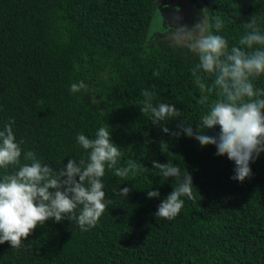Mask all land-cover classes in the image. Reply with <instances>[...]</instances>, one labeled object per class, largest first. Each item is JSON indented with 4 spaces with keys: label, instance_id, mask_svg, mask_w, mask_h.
<instances>
[{
    "label": "trees",
    "instance_id": "16d2710c",
    "mask_svg": "<svg viewBox=\"0 0 264 264\" xmlns=\"http://www.w3.org/2000/svg\"><path fill=\"white\" fill-rule=\"evenodd\" d=\"M200 1L209 26L216 16L223 20L218 33L211 30L229 47L239 46L251 18L264 32V0ZM157 2L0 0V130L15 121L21 163L27 151L54 170L72 158L87 160L77 135L95 138L107 126L122 154L117 167L128 160L140 165L127 178L106 169L103 190L112 203L94 227L81 230L71 214L49 219L20 248L0 244V264H264V153L251 164L250 179L234 181V162L218 157L215 146L201 147L186 135L176 139L140 112L144 89L155 93L154 104L181 110L163 122L173 131L181 121L195 129L207 111L190 72L198 58L172 39L150 37ZM212 79L206 77L209 84ZM80 81L88 90L72 93ZM253 82L264 88V76ZM218 98L217 91L209 94L210 102ZM218 133L219 126L207 132ZM161 140L168 144L163 152ZM153 160H171L193 178L192 198L182 197L184 206L171 220L154 213L179 181L162 183ZM16 170L0 169V178ZM124 187L128 197L120 194ZM149 190L159 198H148Z\"/></svg>",
    "mask_w": 264,
    "mask_h": 264
},
{
    "label": "clouds",
    "instance_id": "9594fccd",
    "mask_svg": "<svg viewBox=\"0 0 264 264\" xmlns=\"http://www.w3.org/2000/svg\"><path fill=\"white\" fill-rule=\"evenodd\" d=\"M238 16L239 13L233 12ZM211 26L200 20L189 27L175 23L170 27L177 44L186 46L198 58L191 69L193 83L202 95L199 104L207 108L194 129L191 124L181 121L176 130L167 127L164 121L179 118L181 110L173 103H153L155 93L148 89L141 91L144 97L141 114H151L153 126L176 139L182 135L195 139L201 147L213 145L218 157L226 156L234 162L230 179L244 182L253 175L251 164L264 153V88H258L254 80L264 76V32L251 18L244 23L248 31L240 38L239 46L229 47L228 40L218 33L223 20L216 16ZM158 77L159 72L154 71ZM206 77L212 78L211 84ZM84 81L70 86L72 93L88 90ZM217 91L218 99L209 100V94ZM14 120L5 123L0 130V169L7 172L9 166H17L11 174L0 178V244L8 242L12 248H20L38 225L47 220L56 222L74 217L83 231L94 227L101 215L112 203L106 199L102 177L106 169L114 175L127 178L140 171L135 160H128L126 166L117 167L121 157L120 146L111 139L107 126H101L95 138L78 134L77 143L88 151L87 160L69 159L66 165L54 170L42 162L32 151L23 153L26 163H21L23 141L17 142L13 132ZM219 126V133L209 135V130ZM147 135V134H145ZM168 144L161 140V151ZM143 155V154H142ZM141 155V158H142ZM153 168L159 169L163 181L175 178L179 183L157 206L155 217L168 220L175 218L184 206L182 197L192 198L193 178L185 169L181 173L178 165L171 160L167 163L152 161ZM144 167V166H143ZM144 171L149 169L144 167ZM128 187L121 188L120 194L128 197ZM158 190L147 191L148 198H159ZM79 208V214L76 215Z\"/></svg>",
    "mask_w": 264,
    "mask_h": 264
},
{
    "label": "rangeland",
    "instance_id": "374dc122",
    "mask_svg": "<svg viewBox=\"0 0 264 264\" xmlns=\"http://www.w3.org/2000/svg\"><path fill=\"white\" fill-rule=\"evenodd\" d=\"M155 10L150 30L153 40L169 38L175 41L170 27L177 22L191 27L203 20L209 25L205 7L200 0H158Z\"/></svg>",
    "mask_w": 264,
    "mask_h": 264
}]
</instances>
